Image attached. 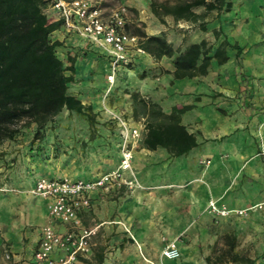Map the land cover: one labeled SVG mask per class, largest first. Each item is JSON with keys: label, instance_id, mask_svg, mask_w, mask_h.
I'll list each match as a JSON object with an SVG mask.
<instances>
[{"label": "crops", "instance_id": "1", "mask_svg": "<svg viewBox=\"0 0 264 264\" xmlns=\"http://www.w3.org/2000/svg\"><path fill=\"white\" fill-rule=\"evenodd\" d=\"M230 1L229 11L205 12L204 30L198 27V22L170 21V24L169 21L139 18L146 35H162L175 49L201 39L216 47L224 38L229 44L236 43L240 47L241 68L236 50L227 46L226 62L218 64L212 59L206 74L191 78L172 76V58L154 60L144 53L138 55L133 65L117 72L106 92V57L62 26L52 32L51 39L59 42L55 49L63 64L68 66V58L74 59L68 94L89 105L95 117L102 114V110H108L109 116L110 112L127 104H132L133 109L140 106L132 103L131 93L159 105L164 113H169L173 107L189 105L180 114V123L194 134L196 141V146L188 152L172 156L162 147L146 148L142 144L145 130L141 133L133 148L132 167L143 188L121 187L108 192L97 189L88 194L89 204L79 213V224L96 223L98 228L91 237L90 253L78 257L74 264H149L148 260L158 261L162 237L175 239L186 255L182 261L165 258L164 264H208L206 257L212 254L215 243L220 244L218 237L226 232L211 231L210 215L204 211L210 198L218 199V205L227 208L252 206L250 217H262L264 0ZM47 10L52 14L48 16L50 20L57 19L54 11ZM194 11L203 13V8ZM130 22L128 15L126 25ZM175 27L193 29L191 33H180ZM214 29L221 31L216 39L212 33ZM65 73L70 74V71ZM141 110L143 114L142 107ZM64 111L68 112L63 109L54 119ZM106 135L108 154L117 153L116 158H108L103 166V170L109 171L119 160L117 142L120 136L118 132L112 135L109 128ZM200 158L205 167L198 163ZM15 159L17 162L29 160L28 156L20 155ZM45 163L35 162L30 169L34 167L39 176L71 180L78 176L94 178L103 173L94 167L87 174L79 170L74 174L58 171ZM30 169L20 178L10 174L0 178V187L9 185L11 190L9 194H0V236L1 240L11 243L10 251L15 260L28 258L19 264H30L44 225L51 224L58 232L71 229L69 224L49 217V199L29 193L37 178L33 180L35 176H30ZM220 217L233 219L236 215ZM203 247L208 252L199 261L197 258ZM22 252L24 257H21ZM98 254L102 256L100 261Z\"/></svg>", "mask_w": 264, "mask_h": 264}, {"label": "trees", "instance_id": "2", "mask_svg": "<svg viewBox=\"0 0 264 264\" xmlns=\"http://www.w3.org/2000/svg\"><path fill=\"white\" fill-rule=\"evenodd\" d=\"M50 1L0 0V145L31 126L32 139L40 140L47 125L63 109L82 115L88 128L93 130L95 113L91 107L68 94L74 59L68 58L70 64L65 66L56 53L59 42L52 40L51 34L62 26V20L48 18L45 10ZM231 5L230 0H174L172 3L149 0L150 11L159 21L171 16L174 21L198 22L202 30L205 12L229 11ZM196 7H202L203 13L194 11ZM126 30L138 37L139 47L154 60L172 58V76L176 79L206 74L212 59L223 64L228 59L227 46L236 50L241 68L240 47L236 43L229 44L225 38L216 47L201 39L175 49L162 35H146L141 28L130 32L127 25ZM212 33L216 39L221 31L214 29ZM66 70L70 74H66ZM130 97L133 104L142 107L145 115L142 144L146 148L162 147L177 156L196 146L194 134L180 123V114L189 105L173 107L169 113H164L159 105L144 100L137 93H131ZM89 138H93V132ZM218 240L220 244L215 243L212 254L206 257L208 264H256L255 258L236 249L233 233L225 232ZM97 257L100 261L102 256Z\"/></svg>", "mask_w": 264, "mask_h": 264}, {"label": "built area", "instance_id": "3", "mask_svg": "<svg viewBox=\"0 0 264 264\" xmlns=\"http://www.w3.org/2000/svg\"><path fill=\"white\" fill-rule=\"evenodd\" d=\"M47 9L54 11V17L62 20L65 31L80 36L106 57V92L114 83L117 72L133 65L138 55L145 53L138 45V37L126 30L128 10L124 5L104 12L97 0H51L45 12ZM114 117L118 121L120 135V157L114 169L86 180L39 176L29 189L31 195L49 199L48 215L51 219L67 223L72 229L58 232L51 224L44 225L30 264H74L78 257H86L91 250V237L98 228L96 223L79 224L78 215L89 204L88 194L97 189L108 192L113 188L130 190L140 186L132 158L133 148L145 130V118L132 121L129 117ZM0 190L5 188L0 187ZM207 208L219 216L244 212L243 209L220 206L214 199L208 201ZM165 252L169 258L177 255L173 244Z\"/></svg>", "mask_w": 264, "mask_h": 264}, {"label": "rangeland", "instance_id": "4", "mask_svg": "<svg viewBox=\"0 0 264 264\" xmlns=\"http://www.w3.org/2000/svg\"><path fill=\"white\" fill-rule=\"evenodd\" d=\"M97 1H99L101 7L104 9V12H109L115 7L124 5L128 10L127 15H129L130 21H132L128 24V30L130 32H133L137 28L142 29L143 22H140V17H142L145 21H159L150 11L149 0ZM156 1L172 3L174 0ZM194 9L200 11L202 7H196ZM46 14L49 17H52L51 12H46ZM163 21H169L171 24L170 21L174 20L171 18V16H164ZM172 28L174 29V26H172ZM176 29L179 30L180 33H191L193 28ZM134 111L136 114L135 116ZM102 112V114H98V116L95 117L93 130L88 128L87 122L82 115L68 113L66 111L60 114L59 118L54 119L52 123L47 125L45 129L47 130V137L43 134L41 140L34 141L32 139V126L21 129L20 133L12 140H6L0 145V178H2L4 174H10L14 178L16 176L20 178V176L22 177V175L27 172V169H30L31 164L34 165L35 162L45 163L46 161L48 163H45V165L49 164L54 169H59L58 171L64 170L70 173L74 172V174L77 170H79V172L86 173L91 170L90 168L94 169V167H97L103 173L104 171L107 172L108 170H105L106 168L103 170V166L108 163V158L117 157V153L111 152L108 154V135H106V133H108V128L112 135L117 134V132L119 134V129L117 126L118 121L115 119L114 115H119L124 119L129 117L132 121H137L141 117H145L142 114L141 107L137 106L133 109L132 104H127V106H121L115 109V111L109 113V116L108 110H102ZM91 132H93V140L88 139ZM119 143L120 137L118 138L117 142L118 157H120ZM17 155L23 157L28 156L29 160L27 161L24 159V162L21 160L17 162L15 159ZM201 160L202 159L200 158L198 163L202 165V167H205L204 164L201 163ZM28 173L30 176H35L33 177V180L39 176L36 175L37 172L35 171L34 167H32ZM134 174L135 177H137L135 170ZM76 179L86 180L92 178H81L78 176ZM139 184L140 186H138V188H143L142 184ZM4 188L5 190H0V194L4 195L11 192L9 185H6ZM214 200H216L218 203V199ZM251 208L252 206L242 208L244 212L240 215L237 214L236 217H239L237 219L236 217L233 219H228L226 217V219H221L219 215L209 212L207 206L204 208V211L210 215L211 220L209 226L213 227L211 231H214L215 233L221 231L234 232L237 243L236 249L255 258L256 264H264V212L260 213L262 217H250L251 214L249 212ZM129 235L134 240L130 233ZM1 237L2 236H0V264H19L22 261H28V258L25 260L23 258H21V260H15V258L12 256V252L10 251L11 243L1 240ZM161 240L163 245L159 252L158 261L148 260L149 264H164L163 259L165 258L179 259L181 261L186 258L185 253L178 248L175 239L166 240L162 237ZM172 244L175 247L177 255L175 257L169 258L166 256L165 251ZM206 252H208V249L203 247V249L200 250L197 260L200 261L202 255ZM22 256L23 252L21 253V257Z\"/></svg>", "mask_w": 264, "mask_h": 264}]
</instances>
